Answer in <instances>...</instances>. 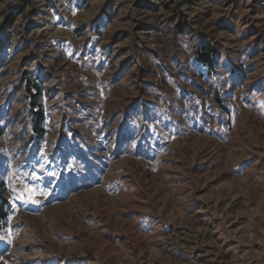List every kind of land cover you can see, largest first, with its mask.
Returning <instances> with one entry per match:
<instances>
[{"label": "rangeland", "instance_id": "obj_1", "mask_svg": "<svg viewBox=\"0 0 264 264\" xmlns=\"http://www.w3.org/2000/svg\"><path fill=\"white\" fill-rule=\"evenodd\" d=\"M0 185V264H264V0H0Z\"/></svg>", "mask_w": 264, "mask_h": 264}, {"label": "trees", "instance_id": "obj_2", "mask_svg": "<svg viewBox=\"0 0 264 264\" xmlns=\"http://www.w3.org/2000/svg\"><path fill=\"white\" fill-rule=\"evenodd\" d=\"M200 61H202L208 67L211 66V60L208 56L200 53ZM7 190L4 185H0V235L3 237L6 235L9 226L10 218L12 214V206L10 200L6 197Z\"/></svg>", "mask_w": 264, "mask_h": 264}, {"label": "snow or ice", "instance_id": "obj_3", "mask_svg": "<svg viewBox=\"0 0 264 264\" xmlns=\"http://www.w3.org/2000/svg\"><path fill=\"white\" fill-rule=\"evenodd\" d=\"M26 191L29 193L28 199H32V197L35 195L34 191L32 189H27Z\"/></svg>", "mask_w": 264, "mask_h": 264}]
</instances>
